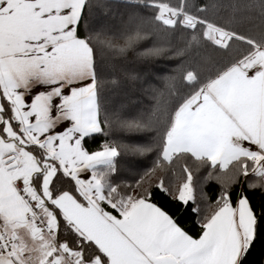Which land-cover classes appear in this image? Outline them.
Here are the masks:
<instances>
[{
	"label": "snow or ice",
	"instance_id": "obj_1",
	"mask_svg": "<svg viewBox=\"0 0 264 264\" xmlns=\"http://www.w3.org/2000/svg\"><path fill=\"white\" fill-rule=\"evenodd\" d=\"M0 264H264V0H0Z\"/></svg>",
	"mask_w": 264,
	"mask_h": 264
},
{
	"label": "trees",
	"instance_id": "obj_2",
	"mask_svg": "<svg viewBox=\"0 0 264 264\" xmlns=\"http://www.w3.org/2000/svg\"><path fill=\"white\" fill-rule=\"evenodd\" d=\"M148 163H150V161ZM259 251H260V249L258 248L256 254L254 255V259L256 258V256L259 255Z\"/></svg>",
	"mask_w": 264,
	"mask_h": 264
}]
</instances>
